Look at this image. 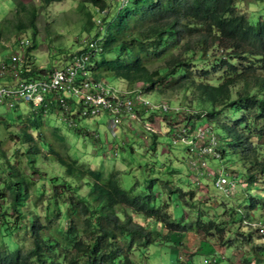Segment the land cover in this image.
Listing matches in <instances>:
<instances>
[{"label":"rangeland","instance_id":"374dc122","mask_svg":"<svg viewBox=\"0 0 264 264\" xmlns=\"http://www.w3.org/2000/svg\"><path fill=\"white\" fill-rule=\"evenodd\" d=\"M105 2L108 8L102 12L93 0H0V62L8 64L10 55H16L13 65L26 77L43 73L32 74L31 68L46 74L56 69L75 70L82 75V97L92 93L96 100L112 99L108 104L112 115L103 112L97 116L78 115L76 104L73 116H64L57 106L61 102L47 96L38 104L14 99L13 107L0 100V116L6 120L0 123V246L31 248V222L35 217L44 225L41 233L45 239L66 244L64 252L73 250L77 240L90 242L96 232L92 225L97 207L105 205L92 197L94 183L108 184L116 173V181L124 190L152 196L150 206L155 212L151 214L138 212L124 202L114 207L120 214H131L134 222L151 233L149 237L123 238L126 244L133 238L129 255L136 264H255V252L259 247L264 251V175L249 181L247 173L254 165L232 151L230 136L214 125V120L235 125L243 114L242 104L232 100V94V105L211 119L207 115L211 105L201 102L198 91L174 84V78L185 73L217 84L230 64L242 67L253 58L234 56L240 45L238 37L220 34L214 41L207 38L195 43L201 34H193L178 46L168 37L164 48L142 53L144 63L163 72L161 67L176 57L180 66L185 64L187 68L177 70L166 82L163 79L156 92L149 91L142 80L130 82L100 66L121 52L120 45L104 52L109 26L134 5V0H100ZM235 3L237 12L246 15L251 24L264 19V0ZM136 24L126 30L129 36L136 35ZM97 36L102 39L97 41ZM22 38H29L30 43L23 45ZM221 39H225L224 44ZM93 40L97 43L92 50ZM241 46L255 49L246 42ZM258 71L264 73L263 69ZM13 76L20 78L16 71ZM70 79L61 89L66 96L71 95L76 83ZM240 85L237 83L233 92ZM137 99L147 104L138 105ZM96 105L100 108L102 104ZM156 106L157 110H152ZM188 128L195 133L200 128L208 129L209 138L201 147L185 143L181 138L191 133ZM23 132L30 134L32 141ZM30 146L40 148L39 155L32 156L27 151ZM216 147L219 156L212 158ZM205 149L209 154L207 164L191 167L193 156L203 154ZM71 166L81 173L70 172ZM208 170L223 177V184L215 188L214 176L206 175ZM12 171L23 178L22 190L27 193L19 202L15 199L18 189L13 185L17 176H11ZM93 172H102V176L96 178ZM193 175H197L195 181ZM82 201L89 208L77 216ZM164 218L177 227L163 226ZM8 222L13 230H8ZM187 226L197 228L186 232ZM210 227H222L223 231L209 233L206 230ZM245 256L253 258L246 260ZM214 257L217 263H205V259L209 262ZM54 258L69 264L64 254Z\"/></svg>","mask_w":264,"mask_h":264},{"label":"trees","instance_id":"16d2710c","mask_svg":"<svg viewBox=\"0 0 264 264\" xmlns=\"http://www.w3.org/2000/svg\"><path fill=\"white\" fill-rule=\"evenodd\" d=\"M93 1L102 12L108 8L106 2L104 4L100 3V0ZM133 4V9L119 15L109 26L108 36L104 40V52H111L117 45H120L121 52L112 59H105L100 66H105L106 69L130 82L142 80L148 84L149 91L155 90L156 92L159 84L163 83V79L166 82L168 77H175L177 70L186 69L187 65L184 64V67H181L178 58L173 57L169 65L165 64L161 67L163 72L160 67L151 69L143 61V52H157L160 47L164 48L168 37L173 39L175 46H178L183 39H192L193 34H201L200 38L194 40L195 43H202L207 38L214 41L220 34L225 37H238L240 45L235 50L234 56L248 55L253 58L250 63L242 67L228 64V72L217 84L198 79L187 73L174 78V84L176 88L188 85L195 92L198 91L202 97L201 102L211 105L207 108V115L211 119H216L218 113L232 105V100L242 104L243 114L237 119L235 125L222 121L216 122V120H214V125L230 136L231 150L254 165L253 170L247 173L249 181L264 175V73L258 71L259 69L264 70V19L256 25L251 24L246 15L237 12L235 0H134ZM33 17L35 18V13ZM131 24L132 28L136 24V35L134 36L126 33ZM223 40L225 39H221V44H224ZM245 42L254 46L255 49H243L241 44ZM37 72H44V70L37 71L31 68L30 73ZM237 83H241L240 88L233 92ZM232 94L235 97L231 100ZM69 99L75 101L76 97L71 95ZM2 122L6 120L0 116V123ZM23 136L32 141L30 134L23 132ZM27 151L32 156H37L40 148L30 146ZM51 151L59 155L53 148ZM257 152L260 155H257ZM69 163L66 162V164ZM8 164L9 169L13 168L9 160ZM14 171L10 174L17 176L13 185L18 189L15 199L19 202L22 194L27 193L22 190L23 178L17 173L14 174ZM69 171L81 173L75 166H71ZM93 173L96 178L102 176V172ZM113 174L108 184L100 183L98 180L94 183L92 197L96 202L104 201L105 205L97 207V217L92 225L96 232L91 235L90 242L77 240L73 244V250L67 249L64 252L66 244H61L57 240L45 239L41 233L44 225L40 223L38 217H35L31 222L32 247L23 250L19 246L15 249L0 246V264H62L60 260L54 258L55 255L62 254L67 257L66 261L69 264H136L129 255L134 243L133 238H130L127 244L123 238L130 235L149 237L151 233L141 223L134 222L131 214L127 212L120 214L114 207L124 202L138 212L151 214L155 212L150 206L152 196L150 193L143 196L144 194L137 193L135 190H124L116 181V173ZM56 208L55 214L58 217L60 214L58 204ZM88 208L89 204L82 201L81 208L75 214L80 216V212L86 213ZM8 223V230H13L10 222ZM162 224L166 228L178 225L165 218ZM192 228L197 227L187 226L185 231L189 232ZM207 229L209 233L213 230L223 231L222 227ZM193 231L198 230L193 229ZM82 256L83 260H81Z\"/></svg>","mask_w":264,"mask_h":264},{"label":"built area","instance_id":"2783aa9c","mask_svg":"<svg viewBox=\"0 0 264 264\" xmlns=\"http://www.w3.org/2000/svg\"><path fill=\"white\" fill-rule=\"evenodd\" d=\"M100 29H103V27L100 26ZM100 39H102V36H97L96 40L99 41ZM96 40H93L94 43L92 50L96 47ZM21 43L26 46L30 43V39L22 38ZM17 58L18 57L16 55L11 54L8 64H3L2 62H0V100H6V104L9 107H13L12 100L14 99H20L22 101H33L35 104H38L44 100V97L47 96L61 102V104L57 106H59V109L64 116H73V112L76 109L75 104L76 107L78 106L77 114L80 116H97L103 114V112H108L109 114H111L110 110L108 109V104L112 101V99L99 97L96 100L92 93H89L84 97L81 96V94L84 93V87L81 82L82 75L80 72L69 69H56L50 71L49 74L43 72L38 77H26L22 75L21 68L13 65V62H15ZM14 71L20 74V78L16 79L13 76ZM29 78H32L33 81H29ZM69 78H71L70 80H76V83H74L71 91V95L76 97L75 101H70L69 97L71 95L66 96L61 91L63 85L69 81ZM96 104L102 105H100V108H96ZM136 104L146 105L147 101L137 99ZM151 107H153V105ZM160 107H162V105ZM152 110H157V106L152 108ZM74 126H76V123L74 124ZM187 131H191V133L188 136L186 135L183 139L181 138V141L185 143L189 141L193 144L197 143L198 146L201 147L203 141H206L209 138L208 129L205 130L203 128H200L198 129L197 133L192 132V130L189 128L187 129ZM191 135L195 138H198L199 141L191 140ZM198 136H202L203 138ZM208 156L209 154L207 149L204 150L203 154H200L199 156H193L195 157V159L190 160L191 167L197 165H206ZM218 156L219 150L216 147V153L212 156V158H216ZM206 175L210 177L214 176L213 185L215 188L223 184V177L218 176V174L216 175V173H213L211 170H208ZM195 177H197V175H193V181H195ZM225 194H231V192H225Z\"/></svg>","mask_w":264,"mask_h":264},{"label":"crops","instance_id":"0c3cea01","mask_svg":"<svg viewBox=\"0 0 264 264\" xmlns=\"http://www.w3.org/2000/svg\"><path fill=\"white\" fill-rule=\"evenodd\" d=\"M250 244H248V245H250ZM214 249H216V248H214ZM254 255H255V259L254 260H256L255 264H258L259 262H261V263L263 262L262 264H264V251H263L262 247H259V249L255 252ZM252 258L253 257L250 258L249 256H245L244 259L249 260V259H252ZM205 263H213V260H210L209 262L207 260H205Z\"/></svg>","mask_w":264,"mask_h":264},{"label":"clouds","instance_id":"9594fccd","mask_svg":"<svg viewBox=\"0 0 264 264\" xmlns=\"http://www.w3.org/2000/svg\"><path fill=\"white\" fill-rule=\"evenodd\" d=\"M244 218H246V217H244ZM260 229V227H258V230ZM215 258H216V261H215ZM206 260V259H205ZM217 261H218V258L217 257H214V259H213V263H217Z\"/></svg>","mask_w":264,"mask_h":264},{"label":"bare ground","instance_id":"6f19581e","mask_svg":"<svg viewBox=\"0 0 264 264\" xmlns=\"http://www.w3.org/2000/svg\"><path fill=\"white\" fill-rule=\"evenodd\" d=\"M223 173V172H222ZM223 175V174H222Z\"/></svg>","mask_w":264,"mask_h":264}]
</instances>
